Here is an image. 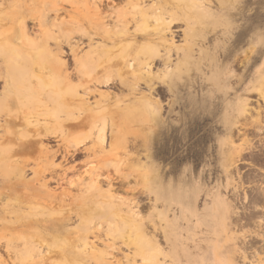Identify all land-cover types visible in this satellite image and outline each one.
I'll use <instances>...</instances> for the list:
<instances>
[{"label":"rangeland","instance_id":"1","mask_svg":"<svg viewBox=\"0 0 264 264\" xmlns=\"http://www.w3.org/2000/svg\"><path fill=\"white\" fill-rule=\"evenodd\" d=\"M7 1L0 0V23L7 24L0 31L2 46L3 41H12V46L32 49L30 28L50 39L57 35V23L62 34L75 35L71 0H28L23 12L31 8L33 14L43 11L48 16L41 28L29 20L24 27L13 24L20 6ZM223 15H211L195 26L199 51L183 67L174 108L168 112L165 104L171 96L161 95L164 109L159 116L113 133L114 147L107 151L119 164L108 158L100 165V142L92 143L80 133L25 138L17 135L26 129L33 135L40 126L27 127L25 122L11 126L12 133H19L0 139V205L26 201L37 211V216H30L25 237L46 232L50 239L68 240L69 233L56 232L73 229L72 223L62 227L63 211L44 210L46 205L67 201L84 221L86 213L100 209L112 195L108 201L120 204L123 211L109 210L105 215L136 220L133 230L118 234L131 242L128 249L118 252L122 246H114V255H129L122 264H133L134 259L140 264L143 253L134 248L145 239L158 245L153 252L172 251L175 264H264V198L259 195L264 192V131L257 133L264 127V0H228ZM67 48L63 46L66 52ZM250 49L253 54L245 61ZM231 70L235 77L229 80ZM2 86L0 82V100ZM47 119L44 114L39 124ZM81 143L93 150L78 153ZM94 162L98 184L83 174ZM19 171L23 178L9 176ZM78 230L86 234L83 224ZM5 241L0 238V244ZM0 254L2 261L10 260L2 247ZM241 256H246L245 262Z\"/></svg>","mask_w":264,"mask_h":264},{"label":"bare ground","instance_id":"2","mask_svg":"<svg viewBox=\"0 0 264 264\" xmlns=\"http://www.w3.org/2000/svg\"><path fill=\"white\" fill-rule=\"evenodd\" d=\"M27 1H7L20 6L13 24L24 27L27 25L26 20H29L36 28H41L48 16L43 11L33 14L31 8L23 12ZM227 1L71 0L69 8L77 18L74 21L75 35L62 34L60 23H57V35L50 39L35 33L33 27L30 28L32 49L20 44L12 46V41H3L4 46L0 44V82L3 85L0 139H12L19 133L10 131L12 125L25 122L29 127L35 123L40 129L34 131L33 135L26 129L17 136L39 139L43 134L58 138L65 134L80 133L92 143L95 139L100 142V165L103 166L108 158L111 163L119 164L117 156L107 151L114 147L113 133L125 132L139 122L146 123L159 116L164 109L161 95L171 96L165 104L168 112L174 108L178 96L176 86L183 67L199 51L195 41V26L214 14L223 18ZM19 21L22 24L17 23ZM2 23L0 31L7 26ZM83 39L87 40L86 44L82 42ZM64 45L68 47V52L63 49ZM253 51L250 49L245 53V61ZM233 72L230 71L227 79H234ZM243 105L247 106L248 103ZM13 106L18 107L17 111L13 110ZM243 109L245 114V108L240 107V110ZM44 114L48 119L43 121L42 126L39 123ZM257 129L259 134L264 131L261 126ZM81 144V147L76 148L78 153L80 151L83 155V152L90 153L93 150V146ZM121 154L119 157L122 158L124 155ZM239 158L240 155L235 164L240 162ZM92 164L84 168L86 172L83 174L98 184V166L94 167L95 162ZM17 175L24 177L21 171L9 176ZM55 191L54 197L58 190ZM25 192H29V189ZM108 193H112L111 185ZM7 195H10V190ZM68 197L70 202L71 198ZM113 197L111 195L103 200L100 209L93 210L92 214L86 213L88 217L84 221L71 203H48L44 210L55 211L59 208L63 211L59 220L62 227H65L66 222L73 225V229L70 227V230L56 232L57 235L69 233L70 238L64 241L50 239L46 232L24 236L27 232L25 228L31 225L30 216L38 215L29 202L0 205V238L6 239L0 248L6 250L10 259L2 261L0 254V264L124 263V259H130L129 255L125 252L114 255V246L117 243L122 246L118 252L128 249L131 242L127 237H118V234L133 230L131 225L136 220L131 221L123 214L105 215L109 210L123 211L120 204L108 201ZM44 214L41 213L42 216ZM134 215L139 217V212H134ZM81 224L86 234L78 230ZM100 243L104 249H101ZM132 244L135 246L136 242ZM156 247L158 245L153 240L141 242L139 248H134V252L143 253L138 262L175 264L172 251L159 249L153 252ZM106 249L111 251L108 253ZM216 255L220 256L218 253ZM133 261V264L137 263L135 259Z\"/></svg>","mask_w":264,"mask_h":264},{"label":"snow or ice","instance_id":"3","mask_svg":"<svg viewBox=\"0 0 264 264\" xmlns=\"http://www.w3.org/2000/svg\"><path fill=\"white\" fill-rule=\"evenodd\" d=\"M259 195L264 198V192H261Z\"/></svg>","mask_w":264,"mask_h":264}]
</instances>
